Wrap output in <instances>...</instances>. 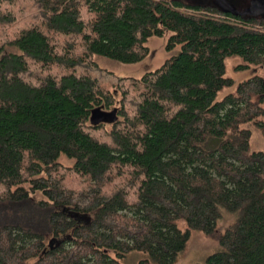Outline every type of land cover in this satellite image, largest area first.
I'll return each instance as SVG.
<instances>
[{
    "label": "trees",
    "instance_id": "obj_1",
    "mask_svg": "<svg viewBox=\"0 0 264 264\" xmlns=\"http://www.w3.org/2000/svg\"><path fill=\"white\" fill-rule=\"evenodd\" d=\"M166 31L180 52L139 78L95 61L140 62ZM233 55L264 69V14L0 0V264H125L133 251L147 254L140 264H176L192 231L221 245L192 264H264V149L246 127L264 136V77L218 99ZM97 108L117 119L93 124ZM224 212L235 218L218 232Z\"/></svg>",
    "mask_w": 264,
    "mask_h": 264
},
{
    "label": "rangeland",
    "instance_id": "obj_2",
    "mask_svg": "<svg viewBox=\"0 0 264 264\" xmlns=\"http://www.w3.org/2000/svg\"><path fill=\"white\" fill-rule=\"evenodd\" d=\"M191 1L192 3H208L212 0H186ZM236 9L244 10L249 7L252 0H228ZM31 1H27L21 5L20 3V10L18 11V18L20 19L21 24H27L29 22L30 17L33 14L26 16L25 10L21 8L24 4L29 5ZM16 10V9H15ZM25 19V20H21ZM8 35L9 32H4ZM171 31H166L163 35H154L149 38L147 45L149 46L150 53L148 57L140 62L135 63H126L119 60L112 59L110 57L96 54L95 61L101 65L102 67L116 73L119 76L124 77H141L145 73L155 70L159 68L169 57L177 54L180 52L181 47L177 45L172 50H167L166 45L171 35ZM9 51L17 52L16 48H8ZM245 63V61L237 55L230 56L226 59V76L233 79L234 83L231 86H227L223 88L219 94L218 99H222L229 93L235 92L239 83L255 76L261 75L264 77V69L262 66L250 64L249 67L239 69L238 66L240 64ZM108 87L113 90V87L110 83L107 84ZM120 96L118 95V98ZM116 109L117 115V108H113L107 111H113ZM264 119V117H263ZM246 127L252 131V147L254 150L264 149V136L262 135L261 131L258 127L253 123L246 124ZM61 161L65 165L73 164L72 160L67 159L66 157H62ZM35 197L38 199L45 198L43 193L35 194ZM235 215L224 212V215L218 221V232H224V230L233 222ZM178 225L185 229L186 223L182 219L177 220ZM221 249V245L217 237L213 235H207L201 231H192L190 240L188 242V247L186 254L179 260L176 264H192L197 262H204L206 258ZM148 257L147 254L140 252V251H133L128 254L125 258L121 259L125 264H140V261Z\"/></svg>",
    "mask_w": 264,
    "mask_h": 264
},
{
    "label": "water",
    "instance_id": "obj_3",
    "mask_svg": "<svg viewBox=\"0 0 264 264\" xmlns=\"http://www.w3.org/2000/svg\"><path fill=\"white\" fill-rule=\"evenodd\" d=\"M223 11L233 13L239 16L264 14V0H252L249 7L244 10L236 9L228 0H212ZM117 119L116 109L106 111L102 108L94 109L92 112L91 122L98 124L101 122H114Z\"/></svg>",
    "mask_w": 264,
    "mask_h": 264
}]
</instances>
